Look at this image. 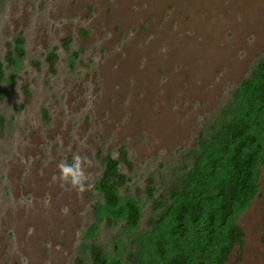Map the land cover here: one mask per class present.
<instances>
[{
	"label": "rangeland",
	"instance_id": "obj_1",
	"mask_svg": "<svg viewBox=\"0 0 264 264\" xmlns=\"http://www.w3.org/2000/svg\"><path fill=\"white\" fill-rule=\"evenodd\" d=\"M261 58L264 0H0V264H72L95 221L91 183L123 147L133 169L119 193L139 202L146 225L149 176L158 195L160 174ZM73 155L82 189L59 179ZM257 182L227 264H264V166ZM111 229L94 239L108 252Z\"/></svg>",
	"mask_w": 264,
	"mask_h": 264
},
{
	"label": "trees",
	"instance_id": "obj_2",
	"mask_svg": "<svg viewBox=\"0 0 264 264\" xmlns=\"http://www.w3.org/2000/svg\"><path fill=\"white\" fill-rule=\"evenodd\" d=\"M23 42L22 36L15 38L16 44ZM64 43L69 49V39ZM6 46V59L13 63L12 43ZM57 59L54 51L46 55L52 73ZM3 78L0 61V81ZM262 166L264 58L231 91L224 106L210 115L195 145L167 167L166 175L160 174L163 187L158 195V180L149 176L145 195L152 212L146 225L139 202L119 193L130 181L127 171L133 169L128 151L123 147L116 157L103 156L99 175L91 183L99 195L95 221L72 264H227L235 247L243 244L236 216L255 197ZM101 225L110 230L120 227L118 235L109 234L115 251L108 252L94 240Z\"/></svg>",
	"mask_w": 264,
	"mask_h": 264
},
{
	"label": "clouds",
	"instance_id": "obj_3",
	"mask_svg": "<svg viewBox=\"0 0 264 264\" xmlns=\"http://www.w3.org/2000/svg\"><path fill=\"white\" fill-rule=\"evenodd\" d=\"M58 169L60 172V181L68 186H75L83 188L88 177L85 174L84 168L82 166V158L79 155H73L71 161L62 160L58 164Z\"/></svg>",
	"mask_w": 264,
	"mask_h": 264
}]
</instances>
